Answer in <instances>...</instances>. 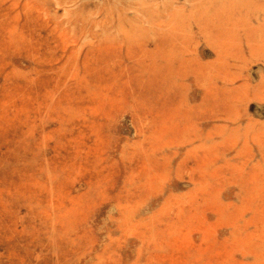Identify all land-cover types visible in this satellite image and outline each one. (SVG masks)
Wrapping results in <instances>:
<instances>
[{
	"label": "rangeland",
	"instance_id": "1",
	"mask_svg": "<svg viewBox=\"0 0 264 264\" xmlns=\"http://www.w3.org/2000/svg\"><path fill=\"white\" fill-rule=\"evenodd\" d=\"M0 264H264V0H0Z\"/></svg>",
	"mask_w": 264,
	"mask_h": 264
}]
</instances>
